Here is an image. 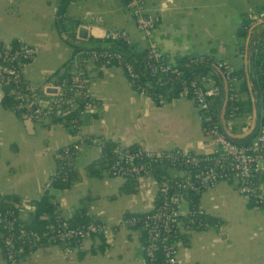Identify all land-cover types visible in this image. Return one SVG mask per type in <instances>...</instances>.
Wrapping results in <instances>:
<instances>
[{"label": "crops", "instance_id": "1", "mask_svg": "<svg viewBox=\"0 0 264 264\" xmlns=\"http://www.w3.org/2000/svg\"><path fill=\"white\" fill-rule=\"evenodd\" d=\"M32 8L20 7L22 0H0V38H21L36 49L35 58L26 66L25 77L40 85L60 71L78 50H102L114 46L103 39L108 29H124L131 40V59L144 57L146 40L135 28L125 0H29ZM149 12L160 16L153 39L166 58L180 63L190 55H209L229 62L243 71L237 96L241 112L232 119L222 115V126L239 143H246L256 118V95L260 94L259 119L264 116L261 86L254 65L255 42L264 56V25L239 35L244 21L264 6V0H144ZM62 8V9H61ZM99 14L102 24H90L88 16ZM86 28L79 34V28ZM259 57V56H258ZM213 74L221 88H226L218 72ZM89 88L96 101L95 111L86 116L81 132L111 145H141L153 150L181 148L198 154L212 153L215 145L203 133L200 113L194 101L175 94L165 103L140 95L119 66L100 68L86 63ZM0 87V196L17 195L15 205L32 204L45 190L71 223H79L84 208L87 220L111 225L123 215L149 211L157 203V178L142 177L129 181L112 177L107 167L90 175L87 165L111 159L104 146L87 145L75 157L76 174L70 186H49L57 167L56 152L76 141L75 136L53 118L36 123L21 118L2 102ZM244 117H246L244 119ZM103 148V150H102ZM168 177H179L177 169H165ZM122 187L133 191H120ZM264 191V181L261 184ZM1 199V198H0ZM2 200V199H1ZM210 217L222 223L217 228L186 231L178 244L177 264H264V215L240 195L234 181H221L204 190L196 199ZM181 210L186 209V203ZM181 204V206H182ZM29 211L19 214L23 222ZM144 233L139 228L120 227L107 234L88 236L83 247L66 255L55 245L43 244L25 256L22 264H147L142 245ZM0 264H5L0 246Z\"/></svg>", "mask_w": 264, "mask_h": 264}, {"label": "built area", "instance_id": "2", "mask_svg": "<svg viewBox=\"0 0 264 264\" xmlns=\"http://www.w3.org/2000/svg\"><path fill=\"white\" fill-rule=\"evenodd\" d=\"M135 28L146 40L141 66L127 58L123 46L131 40L124 29H108L103 39L114 44L102 50H78L67 61V68L49 75L40 85H33L25 77L26 66L35 58L36 49L21 38L4 41L0 38V87L12 99L10 110L21 118L36 123H48L58 118L75 136L76 141L56 152L55 174L72 170L73 161L87 145L104 146V140L82 134L86 116L95 111L96 101L89 88L86 63L100 68L119 66L142 95L163 104L175 94L190 97L199 113L203 133L215 145L212 153L198 154L173 147L153 150L141 145L112 144V160L107 167L110 176L123 180H137L155 176L158 169H177L179 177L157 182V203L149 211L125 214L115 224L87 221L71 225L56 206L43 230L27 227L19 218L24 211L34 210L33 204L17 205L14 209L0 208V230L5 264H22L25 256L39 246L55 245L66 255L83 247L92 235L115 232L120 227L139 228L144 233L142 245L147 264H177L178 244L183 229L217 228L223 233L219 220L210 217L197 204L195 195L221 181H234L236 191L247 198L264 215V124L246 143H239L224 129L220 117L232 119L241 112L237 96L241 78L226 60L209 55H190L180 63L170 62L153 39L160 16L146 9L144 0H125ZM90 24H102L99 14L88 16ZM264 25V6L244 21L247 33ZM254 53L262 46L255 42ZM261 100L264 107V56L258 57ZM218 72L226 88H221L213 74ZM64 74V75H63ZM63 75V76H62ZM186 209L181 210V204Z\"/></svg>", "mask_w": 264, "mask_h": 264}, {"label": "trees", "instance_id": "3", "mask_svg": "<svg viewBox=\"0 0 264 264\" xmlns=\"http://www.w3.org/2000/svg\"><path fill=\"white\" fill-rule=\"evenodd\" d=\"M68 0H60V3L62 5L66 4ZM62 9V8H61ZM239 35L240 36H244L246 35V32L241 28L239 30ZM123 50L126 53V56L128 59L132 60L131 57L129 56V50L127 47L123 46L122 47ZM259 52H256L254 54V65H255V70L257 72V66H258V56H259ZM133 61V60H132ZM136 65L141 66L142 61H140L139 63L134 62ZM68 64L64 65V68H67ZM240 76V78L242 79L241 81V90H244L245 88V77H244V73L242 70H240L239 72H237ZM64 75V74H63ZM62 75V76H63ZM2 102L5 106H10L12 104V99L11 97L8 95L7 90L4 91L3 94V98H2ZM240 106H241V110H242V104L240 102ZM263 112H264V107H263ZM259 124H264V116H262L260 118V123ZM112 145L108 142L104 143V148L107 151V156H109L108 153V148H110ZM111 149V148H110ZM111 155V152H110ZM111 159H107L108 163H104L101 160H95L92 161L90 164L87 165V170L88 173L90 175H98L99 173V169L103 168V167H108L109 163L111 162ZM100 167V168H99ZM76 174L74 171L72 170H62L61 172L57 173L56 175L53 176L49 186L57 188V189H65L68 188L71 184V182L75 179ZM155 177L157 178V180H163L168 178V176H166L164 174V170L163 169H158L155 172ZM129 181H133V180H127V182ZM120 191H133V189H127L125 187H122L120 189ZM199 196V195H198ZM197 195L193 196L194 199H197L198 197ZM0 208L3 209H14L17 207V205L13 204V202H17L18 201V196L17 195H1L0 196ZM52 195L48 192V190H45L42 195L40 196L39 199L37 200H33L31 203L34 205V210L29 211L28 212V217L25 221H23V223L27 226V227H31V228H35L37 230H43L47 224V222H49L50 218L52 217V214L54 213L55 209H56V204L51 200ZM77 214L82 215V217L80 218V222L79 223H71L69 222L71 225H79L82 224L84 222L90 221L85 219L86 218V213L84 208H79L76 210ZM0 246H2V232L0 230ZM3 248V246H2Z\"/></svg>", "mask_w": 264, "mask_h": 264}, {"label": "water", "instance_id": "4", "mask_svg": "<svg viewBox=\"0 0 264 264\" xmlns=\"http://www.w3.org/2000/svg\"><path fill=\"white\" fill-rule=\"evenodd\" d=\"M85 29H86V28L80 27V28H79V34H80L81 32H84ZM259 96H260V94L257 93V95H256V102H255V108H256V118H255V123H254V126H253V128H252V131H251V133L249 134V136H248V138H247L246 141L250 140V139L256 134V132H257V130H258V127H259V123H260V119H259V105H260ZM234 140H235V139H234ZM235 141H236V140H235ZM236 142H238V141H236ZM102 150H103V148H102Z\"/></svg>", "mask_w": 264, "mask_h": 264}, {"label": "rangeland", "instance_id": "5", "mask_svg": "<svg viewBox=\"0 0 264 264\" xmlns=\"http://www.w3.org/2000/svg\"><path fill=\"white\" fill-rule=\"evenodd\" d=\"M31 2L29 0H22V3L20 5V7H23L26 11H29L32 6H30ZM246 117H244L245 119ZM184 204H182V208H183Z\"/></svg>", "mask_w": 264, "mask_h": 264}]
</instances>
